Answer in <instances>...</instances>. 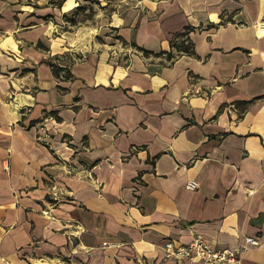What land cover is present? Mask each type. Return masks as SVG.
<instances>
[{
	"label": "crops",
	"instance_id": "crops-1",
	"mask_svg": "<svg viewBox=\"0 0 264 264\" xmlns=\"http://www.w3.org/2000/svg\"><path fill=\"white\" fill-rule=\"evenodd\" d=\"M109 1L0 0V264H201L163 255L196 234L264 264V0Z\"/></svg>",
	"mask_w": 264,
	"mask_h": 264
},
{
	"label": "built area",
	"instance_id": "built-area-1",
	"mask_svg": "<svg viewBox=\"0 0 264 264\" xmlns=\"http://www.w3.org/2000/svg\"><path fill=\"white\" fill-rule=\"evenodd\" d=\"M258 30L264 32V22L256 25ZM142 148L132 147V151H137ZM199 186L197 180L194 178L188 179L185 183L186 189L195 190ZM43 214H48V210L43 211ZM245 245L241 248H245L246 245H259L264 243V235L262 239H258L255 236L246 235L244 237ZM240 247L229 246H215L200 235H194L189 243H182L174 241L171 238L163 240V255L166 258H170L178 263H183L185 259H197L201 264H240L241 254Z\"/></svg>",
	"mask_w": 264,
	"mask_h": 264
},
{
	"label": "trees",
	"instance_id": "trees-1",
	"mask_svg": "<svg viewBox=\"0 0 264 264\" xmlns=\"http://www.w3.org/2000/svg\"><path fill=\"white\" fill-rule=\"evenodd\" d=\"M85 10V6H78L76 10ZM71 24H74L77 22V19L75 17H70L69 19ZM192 28L187 27L185 30H183L180 33L174 34L169 38V49H161L159 51H156L152 53L151 51L142 48L141 46L138 47L136 46V49L144 53L145 55H150L153 54L155 55H163L166 57V60L168 62H172L174 59L177 58V56L187 53V54H193L194 53V46L193 42L189 38V30ZM55 56L54 58H56ZM48 63L51 66L53 75H55L59 80H70L73 78V74L71 73L69 69V65H60L57 63V61H53L52 59H47ZM59 89L64 90V87L61 85H57ZM256 99V98H254ZM252 100H241L242 103H248L251 102ZM239 104L240 102H236Z\"/></svg>",
	"mask_w": 264,
	"mask_h": 264
},
{
	"label": "rangeland",
	"instance_id": "rangeland-1",
	"mask_svg": "<svg viewBox=\"0 0 264 264\" xmlns=\"http://www.w3.org/2000/svg\"><path fill=\"white\" fill-rule=\"evenodd\" d=\"M110 3V6L107 5L105 6L106 10L101 7V10H103L104 13H106L107 11H109L110 9H117V10H120L122 11L124 9V6L125 5H119L121 3L120 0H110L109 1ZM70 17H75L77 19V21H80V23H95V21L99 18V17H95L93 15V12H92V9H89L88 11H84L83 9L82 10H75L74 14L71 13L70 16H68L67 19H70Z\"/></svg>",
	"mask_w": 264,
	"mask_h": 264
}]
</instances>
